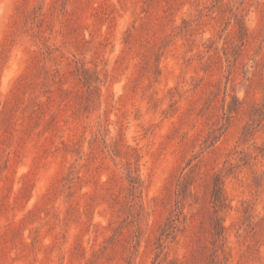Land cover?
Segmentation results:
<instances>
[{"label":"rangeland","instance_id":"1","mask_svg":"<svg viewBox=\"0 0 264 264\" xmlns=\"http://www.w3.org/2000/svg\"><path fill=\"white\" fill-rule=\"evenodd\" d=\"M262 148L264 0H0V264H264Z\"/></svg>","mask_w":264,"mask_h":264},{"label":"trees","instance_id":"2","mask_svg":"<svg viewBox=\"0 0 264 264\" xmlns=\"http://www.w3.org/2000/svg\"><path fill=\"white\" fill-rule=\"evenodd\" d=\"M264 149V148H262ZM222 184L223 181L220 177V173H216L213 177V206L216 210L223 207L224 204V198L222 195Z\"/></svg>","mask_w":264,"mask_h":264}]
</instances>
